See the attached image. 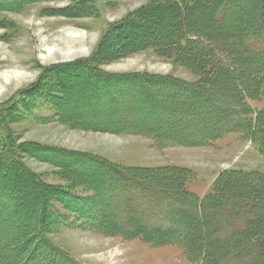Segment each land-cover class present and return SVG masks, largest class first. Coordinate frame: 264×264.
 I'll list each match as a JSON object with an SVG mask.
<instances>
[{
  "label": "rangeland",
  "instance_id": "obj_1",
  "mask_svg": "<svg viewBox=\"0 0 264 264\" xmlns=\"http://www.w3.org/2000/svg\"><path fill=\"white\" fill-rule=\"evenodd\" d=\"M21 2L17 9L0 8V151L5 156L11 150L18 152L20 167L6 172L24 181L20 189L2 197L6 205L1 262L23 257L13 250L42 236L46 244L76 264H202L188 260L180 245L157 246L140 238L112 237L88 224L87 218L98 210L95 201L89 207L78 203L94 198L88 191L96 184L88 176L94 173L88 161L105 160L166 189L181 187L175 170L185 169L190 172V190L205 197L223 173L264 177V128L254 138L233 133L207 148H190L162 146L147 137L82 129L65 122L51 92L63 84L72 85L75 93L87 91L89 78L80 75L86 63H92L99 76L91 78L93 82L107 75L113 79L166 78L195 86L204 81L188 54H181L184 49L165 48L159 37L166 32L173 35L181 14L175 0ZM130 21L142 28V34L124 40L119 27ZM71 36H81L84 43L72 44ZM146 38L157 39L147 46L140 44ZM131 44L133 50H124ZM49 48L55 56L48 57ZM17 72L24 76L21 80L6 82V75ZM75 93L70 96L78 99ZM252 104L264 108L262 99ZM57 190H68L77 197L70 204L74 211L83 212L81 217L70 210L67 199L66 205L50 198ZM261 231L263 236L264 227Z\"/></svg>",
  "mask_w": 264,
  "mask_h": 264
},
{
  "label": "trees",
  "instance_id": "obj_2",
  "mask_svg": "<svg viewBox=\"0 0 264 264\" xmlns=\"http://www.w3.org/2000/svg\"><path fill=\"white\" fill-rule=\"evenodd\" d=\"M18 1L0 0V8L17 9L24 4ZM175 2L182 20L176 22L172 36L166 32L159 37L165 48L184 49L181 54H188L204 81L195 86L166 78L113 79L107 75L93 82L91 78L99 76L93 64L86 63L80 75L89 78L87 91L75 93L72 85L63 84L51 92L65 122L82 129L147 137L162 146L190 148H207L233 133L253 138L260 133L264 108L258 109L252 102L264 101V0ZM131 23L119 27L124 40L141 37L142 28ZM154 39H143L140 44L150 45ZM72 93L79 98L71 97ZM216 96L222 99L216 100ZM17 153L11 150L5 156L0 151V238L5 236L3 198L24 183L21 176L10 178L7 173L20 167ZM87 166L94 171L88 172L96 182L88 190L94 198L78 203L89 207L95 201L98 210L86 221L98 231L112 237L140 238L157 246L180 245L188 260L202 264H264L262 175L223 173L213 191L201 198L190 190V172L185 169L175 170L181 187L166 189L99 158L90 159ZM55 192L50 198L62 204L67 199L74 211L70 203L77 197L68 190ZM43 240L42 236L32 238L14 249L23 254L16 261L1 262L4 255L0 253V264H76Z\"/></svg>",
  "mask_w": 264,
  "mask_h": 264
},
{
  "label": "bare ground",
  "instance_id": "obj_3",
  "mask_svg": "<svg viewBox=\"0 0 264 264\" xmlns=\"http://www.w3.org/2000/svg\"><path fill=\"white\" fill-rule=\"evenodd\" d=\"M70 35H76V33H70ZM84 37V36H83ZM85 38V37H84ZM69 39V38H68ZM70 42L72 43V44H82V43H84V41H83V38L81 37V36H71L70 37ZM82 42V43H81ZM67 44V43H66ZM51 56H55V53L53 52V50H52V48H49L48 49V57H51ZM12 77V78H11ZM24 76H21V74H18V72L17 73H13V74H9L8 76L6 75V78H5V80H6V82H8L10 79H13V80H15L16 81V79H22ZM20 79V80H21ZM12 81V80H11ZM116 254V253H115Z\"/></svg>",
  "mask_w": 264,
  "mask_h": 264
}]
</instances>
